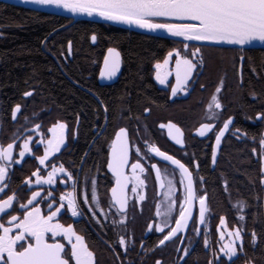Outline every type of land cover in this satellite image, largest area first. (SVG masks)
<instances>
[{"label": "flooded vegetation", "instance_id": "1", "mask_svg": "<svg viewBox=\"0 0 264 264\" xmlns=\"http://www.w3.org/2000/svg\"><path fill=\"white\" fill-rule=\"evenodd\" d=\"M66 28L68 27L64 29ZM118 30L125 29L103 23L96 30L89 32L92 68L90 74L84 76L88 83L76 82L67 77L77 95L83 99L84 108L81 111L66 113L64 108L49 103L42 89H37L33 84L28 85L17 99L8 105H5L3 92L0 90V149L10 143L14 144L11 159L0 160V165L6 168L4 179L0 180V201L6 200L8 196L14 197L12 204L4 212H0V224L11 227L9 220L13 215L17 217L14 223H19L26 208L39 206L41 214L47 215L49 205H52L53 211L57 207L61 209L52 222H59L65 227L71 224L76 234L83 237L86 246L93 252L94 264L98 259L95 249L99 244L107 249L108 255L113 257L117 264H142L144 261H152V256H157L153 260L155 264L157 261L161 264H179L186 257L196 256L201 257L200 262L203 263L208 255L216 257V262L220 259L231 261L237 256L238 247L233 257L224 256L220 251L223 245L219 236L217 235L215 248L212 249L210 236L207 234L209 184L212 173L219 166L226 142L247 139L256 143L255 139L264 138V118L257 115L264 113V101L254 109L253 103L260 102V99L244 84L251 78H259L250 57L254 50L264 52V47L218 46L189 41L190 47L186 50L182 40L137 32L146 38L162 40L158 57L151 60L148 67L151 85L146 95L149 98L145 103H141L137 99L127 101L124 98L127 92L121 78L125 67L121 49L110 42L100 41L101 34L111 35ZM93 35L95 40L92 39ZM192 46L200 48L195 57L192 55ZM109 48L117 49L120 54L119 71L113 79H105L99 75ZM174 48L197 64L186 83V90H178L176 95H172V85L176 81L175 53L160 70L162 76L167 73L164 84L156 80L155 68L157 63L163 64L165 57ZM44 51L56 61L58 69L64 74L62 63L66 64L73 59L72 40L66 42L64 51L58 52L62 63L56 59V50ZM218 86L221 91L216 93ZM26 92L30 95L25 96ZM213 94L217 95L222 107L210 111L208 104ZM128 97L130 98V95ZM74 100L75 104H78L77 98ZM17 105L20 107L14 118L12 109ZM146 108L149 111L145 112ZM229 117L232 121L221 137L218 155L213 164L211 145L215 143L216 134ZM58 122L66 125L63 132L64 143L59 146L58 151L52 148L51 154L41 164L37 157L44 156L45 149L49 148L48 141L52 135L54 139V133L49 129ZM209 123L212 128L201 136L197 129L201 124ZM170 124L175 127H170ZM121 128L125 130L123 139L126 141L128 157V163L124 165V175L128 177V181L124 188L126 204L123 212L119 211L112 200L110 190L115 184V177L107 167L112 142ZM29 137L31 139H28ZM26 140L30 152L21 157V145ZM177 140L181 142L177 143ZM158 152L179 160L192 174L194 208L191 220L184 237L182 232H179L170 240L180 243L183 238L181 246L191 240L201 241V250L192 249V245L188 244L173 251L156 249L163 235L175 224V217L181 211L179 202L186 198L188 183L179 167L167 162L157 154ZM134 163H139L144 169L143 172L140 169L135 170V174L144 181L143 185L136 184V192L132 191L135 183L132 168ZM153 164L157 166L156 169L152 168ZM60 166H63L65 171L56 172L53 183H44L43 179L49 172ZM157 171L160 173L159 181ZM34 172L41 177L40 183H37ZM69 175L72 179H69ZM216 179L221 182L219 174ZM93 187L99 207L92 202ZM33 192H38L39 195L28 204ZM68 192H73L75 196L78 206L76 217L68 211L67 200L60 199L62 194L66 195ZM201 195L206 197L205 205L208 209L203 220L200 219L199 213ZM141 196L143 199H139ZM165 201L173 207L166 226L162 223L164 217L156 215L157 203ZM21 204L26 208H21ZM158 223L161 224L162 232L155 229ZM216 223L217 231L222 226L220 217L216 218ZM149 225L152 227L149 228ZM15 232L17 229L13 227L9 234L13 235ZM121 237L126 240V248L120 247ZM46 238L48 242H53L51 233H47ZM54 239L65 245V258L70 260L71 245L68 241L62 234H58ZM206 239L207 246L204 243ZM145 243L150 246L149 249H145ZM163 255L172 258L162 260L160 256ZM70 264L74 262L70 260Z\"/></svg>", "mask_w": 264, "mask_h": 264}, {"label": "snow or ice", "instance_id": "2", "mask_svg": "<svg viewBox=\"0 0 264 264\" xmlns=\"http://www.w3.org/2000/svg\"><path fill=\"white\" fill-rule=\"evenodd\" d=\"M24 2H32L38 5L54 6L55 8H63L72 13H83L88 16L96 15L104 20L124 23L128 25H135L140 29H146L150 32H156L160 30L167 33L171 37H181L184 48L187 50L190 45L189 41L200 42H225L235 45H245L252 41H259L264 44V0H24ZM95 40V35L92 36ZM193 47V57L199 52L200 48ZM175 53L176 65L175 76L176 83L172 85V95H176L178 90H186V83L193 75L194 69L197 64L189 59L186 55L182 56L177 49H173L165 57L163 64L157 63L156 68V80L164 84L167 77L161 75L160 70L168 64L169 57ZM202 62V61H201ZM120 67V54L114 49L109 48L108 54L104 57V64L100 69V76L105 79H111L116 75ZM203 87V86H202ZM221 88H216V93H219ZM25 96L30 93H24ZM19 105L12 109V115L15 118L19 109ZM222 107L216 94H213L208 104L210 111L214 109H220ZM149 111L147 108L145 112ZM259 118H264V113L257 114ZM232 118L224 121L223 127L219 129V132L215 136V143L212 147V157L217 155V146L221 142L225 130L228 128ZM175 127L174 125H169ZM66 128L64 123H57L53 128L49 129L54 133V139L48 141L49 148L45 149V154L42 157H37L41 164L51 154V149L55 148L59 150V146L64 143L63 132ZM212 128V124H201L197 129L201 136H204L205 132ZM179 132V129H177ZM125 130L121 128L117 134L116 139L112 142V147L109 152V159L107 167L115 177V184L111 188L112 200L115 205L118 206L119 211L123 212L126 204V198L124 197V188L127 184L128 177L124 175V165L128 163L126 141L123 139ZM28 139H31L29 137ZM177 140V143H180ZM260 144L264 148V138L261 139ZM13 145L10 143L7 147L0 149V160L11 159V149ZM22 151L20 156L23 157L26 152H30L27 140L21 145ZM160 156H164L166 160H170L173 165H178L183 178H186L187 183V195L186 198L181 200V211L179 215L175 217V226L171 228L167 234L163 235V239L159 241V244L163 245L165 241H169L172 237L176 236L178 232H181L185 225L188 223V216L191 213V209L188 205L194 199L192 174L188 168L185 167L179 160L173 159L171 156H165L164 153L158 152ZM264 159V157H261ZM215 160H213V163ZM19 163V161H17ZM156 165L153 164L152 168L156 169ZM133 176L135 183L133 184L132 191L136 192V184L143 185L144 181L135 174L136 169H140L141 172L144 169L139 163L132 164ZM63 166L59 168H53L49 172L48 176L43 179L44 183L51 184L54 182L53 178L56 172H64ZM264 171V169H262ZM6 168L0 165V180L5 177ZM37 176V183L41 182V177L36 172L33 173ZM69 179H72L69 175ZM160 179V173L157 171V180ZM261 183L264 184V177L261 178ZM95 185V181H93ZM183 184V179L181 181ZM39 195L38 192H33L31 198L28 200V204ZM168 194L166 193L165 196ZM14 197L8 196L6 200L0 201V212L12 204ZM61 201L67 200L68 211L73 217L78 215L77 204L75 202V196L73 192H68L66 195L62 194ZM143 199V196L139 197ZM206 197L201 195L199 197V213L200 219L203 220L206 211L208 210L205 205ZM92 202L97 201L95 187H93ZM21 208H26L21 204ZM62 207V206H61ZM157 216L164 217L162 223L166 226L168 223V217L173 212L171 203L167 201L157 203ZM163 207V211L161 208ZM240 207L244 205L241 202ZM60 207H57L55 211L52 210V205H49V211L47 215L41 214L39 206L30 208L24 211L23 219L19 223H14L17 220L15 215L10 217L9 224L11 227H5L0 224V262L2 264H70V260L74 264H94V254L86 246L83 237L77 235L73 230V226L69 224L67 227L59 222L53 223V219L60 212ZM239 219L243 220L244 217L240 216ZM225 224V218L220 217V225ZM17 229L16 235L12 236L9 233L12 228ZM152 225H149L151 228ZM155 229L157 232H162L161 224H156ZM227 231V229H225ZM243 229L237 228L233 231H228V240L231 242H225L220 251L227 257H233L236 254L235 242L243 239ZM51 233L53 242H48L46 234ZM58 234H62L63 238L71 245L70 260L65 258V245L55 241V237ZM182 238V237H181ZM221 240H224V233H220ZM73 239L75 242H73ZM257 241V234L253 230L252 242L255 244ZM26 242V243H25ZM207 246V239L204 241ZM120 247L126 248V240L121 237L119 240ZM188 249H185L187 253ZM183 259V258H182ZM156 264H160L157 261ZM209 264H214V261H209ZM221 264L223 262L221 261Z\"/></svg>", "mask_w": 264, "mask_h": 264}, {"label": "trees", "instance_id": "3", "mask_svg": "<svg viewBox=\"0 0 264 264\" xmlns=\"http://www.w3.org/2000/svg\"><path fill=\"white\" fill-rule=\"evenodd\" d=\"M100 24L103 23L73 21L0 2V90L3 92L5 105L15 101L28 85L33 84L37 89H42L49 103L64 108L66 113L81 111L84 108L83 99L77 95L67 77L76 82L88 83L84 76L90 74L92 68L89 32L96 30ZM65 27L68 28L64 29ZM68 40H72L73 59L63 64L58 52L64 51ZM100 41L115 44L123 53L125 67L121 78L127 92L124 98L127 101L137 99L145 103L149 98L146 94L151 85L148 67L150 61L158 57L162 40L146 38L129 30H118L111 35L101 34ZM44 49L57 51L56 59L62 63L64 74ZM253 52L250 59L259 78H251L244 84L260 99V102L252 105L257 109L264 101V52ZM74 98H77L78 104H75ZM259 150L256 143L247 139L226 142L219 166L210 178L209 212L206 221L210 244L214 249L217 240L216 218L223 216L228 228L243 229V240L238 247L237 256L231 261L220 259L216 262V257L208 255L203 263L199 256L186 257L179 264H209V261H215L214 264H221V261L223 264H264V185L261 183L263 175ZM217 174L221 182L216 179ZM241 202L243 208L240 207ZM240 216L244 219H239ZM253 230L257 234L255 244L252 242ZM186 244L192 245V249H203L201 241L194 240L184 242L182 246L178 241L170 240L158 245L156 249L173 251L182 249ZM97 246L96 264H117L102 244ZM144 246L145 249L150 247L146 243ZM160 257L162 260L172 258L168 255ZM155 258L157 256H152V261H144L142 264H155Z\"/></svg>", "mask_w": 264, "mask_h": 264}, {"label": "water", "instance_id": "4", "mask_svg": "<svg viewBox=\"0 0 264 264\" xmlns=\"http://www.w3.org/2000/svg\"><path fill=\"white\" fill-rule=\"evenodd\" d=\"M0 2L11 4V5H16V6H20V7H24V8L30 9V10H34V11H39V12L49 13V14H53V15H58V16H61V17H66V18L72 19L73 21L85 20V21L106 23V24H109V25H112V26H115V27H118V28H121V29L130 30V31H134V32H140V33L150 34V35L159 36V37H166V38H170V39L183 40V38H181V37H171L167 33H164V32H162L160 30H157L156 32H150V31H148L146 29H140V28L136 27L135 25H128V24H124V23L104 20L103 18H101L99 16H96V15L88 16L87 14H83V13H72V12H70L68 10L63 9V8H55L54 6L38 5V4H35V3H32V2H24V0H0ZM191 42L200 43V44L218 45V46L264 47V44H262L259 41H252L251 43H248V44H245V45H235V44H229V43H225V42H219V43L207 42V41H205V42L191 41ZM68 47H70V43H69ZM69 49H68V51H69ZM115 50L118 52L117 49H115ZM107 54H108V50H107L105 55H107ZM69 55H70V51H69ZM103 64H104V59H103L101 67L103 66ZM118 71H117L116 75L118 74ZM99 75H100V73H99ZM115 76H113L112 79ZM175 83H176V81H175ZM226 131H227V129L225 130V132ZM225 132H224V134H225ZM12 145L14 146V144H12ZM218 147H219V145L217 146V155H218ZM217 155H216V157H217ZM165 156H168V155H165ZM162 157H163V159H165L164 156H162ZM216 157L214 158V160H216ZM166 161L172 164V162L170 160H166ZM174 166L178 167V165H174ZM188 207L191 209V213L188 216L187 225H185L184 229L181 231L182 234H183V237L186 234V231L188 229V226H189V223H190V220H191V216H192V212H193V208H194V199L191 201V203L188 205ZM174 226H175V224L173 225V227ZM182 240H183V238H182ZM182 240L179 243L180 245L182 244ZM158 245H161V244L158 243Z\"/></svg>", "mask_w": 264, "mask_h": 264}, {"label": "rangeland", "instance_id": "5", "mask_svg": "<svg viewBox=\"0 0 264 264\" xmlns=\"http://www.w3.org/2000/svg\"><path fill=\"white\" fill-rule=\"evenodd\" d=\"M53 138V135L51 136ZM50 138V139H52ZM262 138H259L258 140L255 139V142L256 144L259 146V158L261 160V168L264 169V159H261V157H264V148H262L261 144H260V141H261ZM262 177H264V171H262ZM61 224V223H60ZM225 229H227V231H225ZM234 229H237V227H233V228H228L225 224L221 226L220 230L218 229L216 231L217 235L219 236L220 238V233L223 232L224 233V240H221L220 238V243H222V245L225 243V242H231L228 240V231H233ZM17 232H15L12 236L16 235ZM11 235V234H9ZM243 240V239H242ZM242 240L240 241H236L235 242V247H239L241 244H242ZM73 242H75V240L73 239ZM245 264H252V263H245Z\"/></svg>", "mask_w": 264, "mask_h": 264}]
</instances>
